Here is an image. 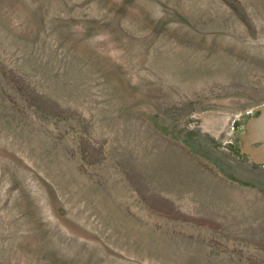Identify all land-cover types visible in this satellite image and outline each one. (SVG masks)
<instances>
[{"label":"rangeland","instance_id":"374dc122","mask_svg":"<svg viewBox=\"0 0 264 264\" xmlns=\"http://www.w3.org/2000/svg\"><path fill=\"white\" fill-rule=\"evenodd\" d=\"M264 0H0V264H264Z\"/></svg>","mask_w":264,"mask_h":264},{"label":"crops","instance_id":"0c3cea01","mask_svg":"<svg viewBox=\"0 0 264 264\" xmlns=\"http://www.w3.org/2000/svg\"><path fill=\"white\" fill-rule=\"evenodd\" d=\"M244 136L249 152L254 150L264 155V107L249 118Z\"/></svg>","mask_w":264,"mask_h":264}]
</instances>
